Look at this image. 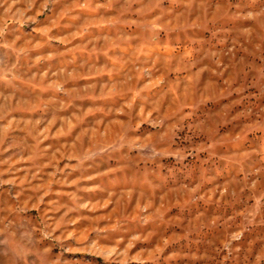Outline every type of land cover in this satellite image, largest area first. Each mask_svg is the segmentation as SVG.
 <instances>
[{
    "label": "rangeland",
    "instance_id": "rangeland-1",
    "mask_svg": "<svg viewBox=\"0 0 264 264\" xmlns=\"http://www.w3.org/2000/svg\"><path fill=\"white\" fill-rule=\"evenodd\" d=\"M0 264H264V0H0Z\"/></svg>",
    "mask_w": 264,
    "mask_h": 264
}]
</instances>
